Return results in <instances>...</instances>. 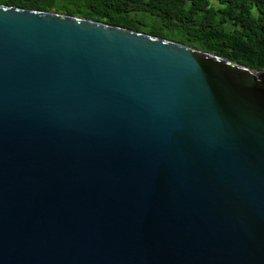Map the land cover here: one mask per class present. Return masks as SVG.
I'll return each mask as SVG.
<instances>
[{"label": "water", "instance_id": "1", "mask_svg": "<svg viewBox=\"0 0 264 264\" xmlns=\"http://www.w3.org/2000/svg\"><path fill=\"white\" fill-rule=\"evenodd\" d=\"M0 264H264V69L0 3Z\"/></svg>", "mask_w": 264, "mask_h": 264}, {"label": "trees", "instance_id": "2", "mask_svg": "<svg viewBox=\"0 0 264 264\" xmlns=\"http://www.w3.org/2000/svg\"><path fill=\"white\" fill-rule=\"evenodd\" d=\"M0 0L141 30L264 69V0Z\"/></svg>", "mask_w": 264, "mask_h": 264}, {"label": "rangeland", "instance_id": "3", "mask_svg": "<svg viewBox=\"0 0 264 264\" xmlns=\"http://www.w3.org/2000/svg\"><path fill=\"white\" fill-rule=\"evenodd\" d=\"M211 3L215 6H218L220 4L219 0H211Z\"/></svg>", "mask_w": 264, "mask_h": 264}]
</instances>
